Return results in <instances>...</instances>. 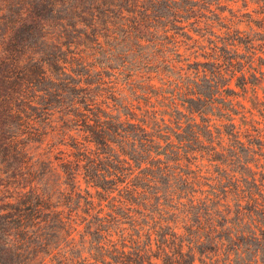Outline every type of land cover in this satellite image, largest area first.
<instances>
[{"label": "trees", "instance_id": "1", "mask_svg": "<svg viewBox=\"0 0 264 264\" xmlns=\"http://www.w3.org/2000/svg\"><path fill=\"white\" fill-rule=\"evenodd\" d=\"M126 1L130 3L123 4ZM165 1L168 3L164 7L166 6V11L170 12V9L188 10L189 8L183 5L192 0ZM159 2L161 0H111L109 7L116 9L113 10L115 15H109L108 19L106 15L91 13L88 23H85L84 20L80 21L77 0H0V38L5 40V45L9 44L13 50L12 55H15L18 49L36 44L39 36L47 46V50L43 53L47 59H44L42 63L34 64L26 73L14 74L11 83L10 62H7L6 66L0 65V76H3V80H0V120L10 125L9 130L0 136V165H3L4 179L7 181V183L0 181V186L10 192L13 190L11 181L27 179L26 174L32 172L40 174L39 188L42 192L49 193L52 186L57 185L61 179L57 171L62 170L67 176V168L73 161L77 162V168L80 170V174L76 177L81 176L86 185L83 188L82 202H80V196L75 193L65 202L55 195L51 199H46L34 191L33 195L37 197L34 203L30 201L25 206L24 197L21 196L18 197L16 204L6 205L5 208L0 209L8 212L7 216L0 217V264H63L74 261V257L68 259L66 252L44 239L45 231L51 226L46 223L47 220H58L62 225L65 220L78 218L88 220V216L92 215V209L96 207H98V217L107 220L102 212L105 206L102 203L104 200L107 203L114 202L109 211H105L106 215L110 213L109 222L111 223H114V220L146 219L142 217L140 209L142 199L156 196L149 190L158 175L166 178L168 188L164 199L170 207L165 210L162 205L156 211L157 218L151 219L170 220L174 224L177 223L183 232L177 234L172 229L162 232L164 224L159 221L158 230L150 231L147 235L148 241L144 245L147 247L152 243L151 245L155 248L146 255L140 254L137 250L141 245L138 237H126L119 234L117 239L109 240V255L102 254L100 258H96L92 253L93 251H98L100 254L106 252L100 242L88 252L97 264L103 263L104 257H109L114 264H144L145 261L149 264H195V259L198 264H264V238L260 239L254 235L245 237L243 231L240 232L246 224L247 229L264 233V228L260 227L258 222L250 220L249 223L240 224L239 220H236L227 225L211 220L200 221L199 216L194 218L192 214V210L200 206L196 205L197 200L201 203L203 198L214 201L216 198L222 199L223 195L224 197L231 193L236 195L238 192L236 185L234 188L237 192L227 189V186H223L220 190L208 186L209 189L206 190L198 188L197 192L189 191L186 183L189 179H184L183 175L171 173L167 161L161 163V159L157 157L158 148L152 150L156 145L155 142L148 143L137 138L136 128L143 129L147 118L140 116V113L146 115V110H138L135 113H122L118 110L115 114L117 116L109 114L108 117L104 110L94 109L91 106L99 99L96 94L92 95L95 90L92 86L94 82L89 77L97 72L95 61L101 62L98 51L103 50L105 54L104 48L109 47V64L104 65L109 67V94H111L109 100L114 103L118 98L116 94H122L125 90V87L121 86L125 80L120 78L122 77L120 75L126 69L124 64L117 62L120 56L115 59L114 56L123 53L122 49L126 47L129 49V55L133 56L136 54L134 52L144 47L142 40L151 42L154 37L156 39L159 21L154 20L152 14L157 12ZM82 26H85L84 30ZM260 26L264 27V25ZM92 50L95 52L94 56L90 52ZM57 52L62 55L57 56ZM214 58L216 60L218 56ZM76 65H81V68L77 69ZM81 69L84 72H81ZM139 69L141 67L135 65V72L131 77L143 78L145 74ZM69 72H71L70 76H68ZM240 73L244 77V73L242 71ZM56 77L60 79L57 80ZM190 111L192 112V109ZM93 113L99 115L94 117ZM157 115L158 112L154 110L148 119L157 120ZM56 117L60 124L48 125V127H51L53 133L56 132L59 136V143L67 146L72 153L64 157L61 153L56 158L59 164L54 161L47 163L39 157L36 158L31 152L33 145H41L47 134L45 128L40 127L41 124L45 126ZM131 119L136 120L137 123L130 122ZM231 119L228 118L230 121ZM124 123H127L132 131L126 130ZM70 125L73 126L70 127ZM230 125L232 130L228 135L233 137L232 140L244 145L245 143L239 139L240 132L235 129L234 122L231 121ZM205 126L206 133L212 136L209 124ZM33 128L39 129L38 133L33 134L38 135V138L29 136ZM219 130L218 128L217 132ZM107 134L108 139L105 138ZM257 134L263 137L262 133L257 132ZM21 136L26 139L21 140ZM245 137L247 141L251 140L250 134ZM81 144L84 148H81ZM76 149H81V157H87V161L92 162L91 168H88L84 159H78L75 155ZM102 149L104 151L101 152ZM138 150L146 152V157L135 155L134 153ZM60 152L63 151L60 150ZM101 153L105 154L100 155ZM155 158L158 160H154ZM149 159H151L150 167L137 172L128 168L131 166V160L138 168L144 160ZM84 168L88 170L84 171ZM105 171H110L113 179L103 185L98 184V173ZM21 173L25 175L22 177ZM177 178L182 183L178 185L180 188L168 186L170 182L178 181ZM90 186L99 188V192L92 193L89 191ZM256 193L263 198L264 192L259 187ZM249 195L250 199H254L252 192H249ZM7 199H11V196ZM262 201L264 204V199ZM258 205L260 204L257 202V205L252 206L249 211H256L264 216V211L258 210ZM239 207L236 214L239 213ZM200 209L204 212V216L213 215V209L218 211V207L201 206ZM167 213L171 214L169 219L165 218ZM101 214L104 216H100ZM52 225V233L61 229L67 232V229L61 225ZM159 229L160 232H158ZM13 232L19 233V240L24 244L17 247L8 240ZM209 232H218L220 235L209 236L207 235ZM29 233L32 236L38 234L37 239L30 244L28 243ZM252 245H255V248H252ZM70 249L71 252L74 250L69 248L67 250L69 253ZM148 255H150L149 258ZM75 263L77 262L72 264Z\"/></svg>", "mask_w": 264, "mask_h": 264}, {"label": "rangeland", "instance_id": "2", "mask_svg": "<svg viewBox=\"0 0 264 264\" xmlns=\"http://www.w3.org/2000/svg\"><path fill=\"white\" fill-rule=\"evenodd\" d=\"M110 2L111 0H77L80 21L84 20L83 22L88 23L91 13L106 15L109 19V15H115L113 10H116L109 7ZM126 3L130 1L123 4ZM166 3L168 2L161 0L157 5V12L152 14L153 19L159 21L156 39L153 38L155 41L142 40L144 47L134 52L136 54L133 56L129 55L128 47L122 49L123 53L115 54L114 59L120 56L117 62L124 64L126 69L120 75L122 76L120 78L125 80V83L121 85L125 87V90L122 94H116L118 98L114 103L109 100L111 95L109 94V67L104 65L109 64V47L104 48L105 54L103 50L98 51L101 62L95 61L97 72L89 77L94 82L92 86L95 90L92 95L96 94L99 99L91 106L94 109L104 110L108 117L109 114L117 116L115 114L118 110L122 113L146 110V115L140 113V116L147 118L143 129L136 128L137 138L148 143L155 142L156 145L152 150L158 148L157 157L161 159V163L167 161L171 173L180 174L184 179H189L186 182L189 191L197 192L198 188L206 190L209 189L208 186L217 190L227 186V189L235 190L234 186H237L236 195L232 193L227 197L223 195L222 199L216 198L214 201L203 198L201 203L197 200L196 205L200 206L192 210L194 218L199 216L200 221L211 220L227 225L236 220H239L240 224L255 220L260 227L264 228V216L256 211H249L252 206L257 205V202L260 204L258 210L264 211L262 201L264 196L261 198V195L256 193L258 187L264 192V27L260 26L264 25V19H261L264 17V11H261L260 16H241L240 9L246 5L239 3V0H192L183 5L189 8L188 10L170 9V12L166 11V6L164 7ZM251 7L257 6L251 5ZM249 23H252V29L247 27ZM84 27L82 26V30L85 29ZM245 32L248 34L244 35ZM233 35L237 37L235 40L226 39ZM90 52L92 56L95 55L94 50ZM215 56H218V59L214 60ZM236 57H239L242 67H237ZM135 65L141 67L139 70L145 74L143 78L131 77L135 72ZM229 65L231 67H228ZM76 68H81V65H76ZM81 72L84 71L81 69ZM198 73L205 75L198 77L196 75ZM217 74L220 79L214 82L212 78ZM230 75L232 80L229 83L227 81ZM101 78L103 80H100ZM195 81L197 83H194ZM186 84L187 88H185ZM230 105L232 107H229ZM154 110L158 112L157 120L148 119ZM228 118H232L235 129L240 132L239 139L245 143L244 145L232 140L233 137L228 135L232 130L231 121ZM130 122L137 123L133 119ZM59 124L56 117L44 126L47 134L42 144H35L31 149L36 158L39 157L47 163L54 161L59 164L56 158L61 153L64 157L71 152L67 146L59 143V136L56 132L53 133L51 127H48V125L58 126ZM205 124H209L212 136L206 133ZM124 125L126 130L132 131L127 123ZM218 128L220 132H217ZM246 132L250 134V141H247L245 137L248 135ZM257 132L262 133L263 137H260ZM105 138H109L108 134ZM102 154L105 153L100 155ZM134 154L145 156L147 153L138 150ZM150 160H144L138 168L131 160V166L128 168L137 172L150 167ZM57 172L61 178L66 176L62 170ZM254 180H256L255 183ZM179 184L182 185L180 179L170 182L168 186L180 188ZM73 185H80L82 188L86 186L81 176L76 177ZM167 188L166 178L158 175L149 190L156 196L142 199L140 209L142 217L146 219L114 220V223H111L109 222L110 213L106 215L105 211H109L114 202L107 203L104 200L102 203L105 206L102 212L107 220L98 217V207L92 209V215L88 216V220H80V218L65 220L64 225L58 220H47L46 223L51 226L45 231L43 237L49 244L56 245L58 249L66 252L68 259L74 257V261L63 264H72L75 261L77 262L75 264H97L88 252L100 242L106 252L100 254L98 251H93L92 253L96 258H100L102 254L109 255V240L117 239L119 234L126 237H138L141 249L138 247L137 250L140 254L146 255L155 248L151 245L152 243H148L147 247L144 245L148 241L147 235L150 231L158 230L159 221L164 224L162 232L169 229L175 230L177 234L183 232L177 223L174 224L170 220L151 219L157 218L156 211L162 205L165 210L170 207L164 199ZM249 192L253 193L254 199H250ZM201 206L218 207V211L213 209V215L204 216ZM238 206H240L239 213L236 214ZM170 217L171 214L167 213L165 218ZM52 224L61 225L67 229V232L61 229L52 233ZM244 226L240 232L243 231L245 237L254 235L260 239L264 238V233L247 229L246 224ZM207 235L214 237L219 236L220 233L209 232ZM69 248L74 250L71 252L70 249L69 253L67 251ZM252 248H255V245H252ZM184 250L186 251V248ZM195 256L197 258L196 252ZM99 264H114V262L109 260V257H104L103 263L99 262ZM144 264L149 262L145 261ZM195 264H198L197 259Z\"/></svg>", "mask_w": 264, "mask_h": 264}, {"label": "clouds", "instance_id": "3", "mask_svg": "<svg viewBox=\"0 0 264 264\" xmlns=\"http://www.w3.org/2000/svg\"><path fill=\"white\" fill-rule=\"evenodd\" d=\"M239 3L245 4L246 6L242 9H240V15L244 17H251L252 15L260 16L261 11H264V0H239ZM251 5H256L257 7H251ZM239 7V5H237ZM261 19H264V17H261ZM249 29H252V23H249L247 25ZM248 33L245 32L244 35H247ZM48 35V34H45ZM237 37L236 35H233L231 37H226L227 40H235ZM37 45H40V47H37ZM7 48V51L5 49ZM47 50L46 42L38 37L36 44L30 46V47H24L23 49H18L16 51L15 55H12L11 53L13 50L8 45H5V40L3 38H0V65L6 66L7 62H10V67L12 69V72L9 73L10 76V83L12 82V79H14V74H23L26 73L34 64L42 63L44 59H47L43 55V53ZM51 55V53H49ZM57 56H60L62 54L56 53ZM238 63L237 67H242V62H239V57L235 58ZM228 67H231L229 65ZM71 75V72L68 73V76ZM198 77L205 75L204 73H198L196 74ZM56 79H60V77H56ZM215 82L216 80L220 79L219 74H217L216 77L212 78ZM0 80H3V76H0ZM232 75L229 76V80L227 82H231ZM221 83H224V81H221ZM99 115L98 113H93V116ZM75 124V122H73ZM73 125H70V127ZM10 125L3 123L2 120H0V136H2L4 133H6L9 130ZM41 128L44 127L43 124L40 126ZM39 129L33 128L31 132H29V136L32 138H38V135H33L34 133H38ZM83 135V133H81ZM21 140L26 139L25 137L21 136ZM81 148H84L83 144H81ZM86 150V149H85ZM81 149H76L75 155L78 157V159H84L87 164L88 168H91L92 162L87 161V157H81L80 155ZM72 153L70 152L69 155ZM88 168H84V171H87ZM80 174V170L77 168V162L73 161L71 163V166L67 168V176L63 177L59 180V183L57 185H53L51 188V192L44 193L39 188V178L40 174H33L32 172H28L27 179H20V180H13L11 183L13 184V190L10 192H7L4 187L0 186V209L5 208L6 205H12L16 204L18 197H24L23 203L25 206L31 201L34 203L35 197L33 195V192L35 191L40 196H43L46 199H51L53 195H55L57 198H60L67 202V199L73 194H78L80 196V202L84 199V189L80 185H75L73 187L74 178ZM22 177L25 175L23 173L20 174ZM113 179V174L110 171L105 172H99L98 173V184H105L107 182H110ZM0 181H5L4 179V170L3 165H0ZM18 185V186H17ZM89 191L92 193H98L99 188L97 187H89ZM8 196H11V199H7ZM75 203V202H74ZM8 212L0 210V217L7 216ZM38 236V234H37ZM37 236H32L31 233H29V240L28 243L30 244L33 240L37 239ZM8 240L15 244L17 247L20 246V244H24L23 241L19 240V233L13 232L9 237ZM27 246V244H25ZM29 251H31V248H29Z\"/></svg>", "mask_w": 264, "mask_h": 264}]
</instances>
